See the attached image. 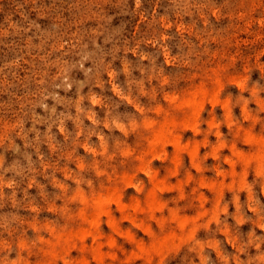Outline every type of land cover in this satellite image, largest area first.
Here are the masks:
<instances>
[{
  "label": "rangeland",
  "instance_id": "1",
  "mask_svg": "<svg viewBox=\"0 0 264 264\" xmlns=\"http://www.w3.org/2000/svg\"><path fill=\"white\" fill-rule=\"evenodd\" d=\"M261 138L264 0H0V264H264Z\"/></svg>",
  "mask_w": 264,
  "mask_h": 264
},
{
  "label": "bare ground",
  "instance_id": "2",
  "mask_svg": "<svg viewBox=\"0 0 264 264\" xmlns=\"http://www.w3.org/2000/svg\"><path fill=\"white\" fill-rule=\"evenodd\" d=\"M210 69H211V68H210ZM213 69H214V68H213ZM214 87H215V86H214ZM212 88H213V87H212ZM215 88H217V86H216ZM218 88H219V87H218ZM214 91H215V89H214L213 91H211V94H212V92H214ZM206 92H207V91H206ZM206 92H205V93H206ZM205 93H204V95H206ZM214 94H216V93L214 92ZM214 94H213V95H214ZM193 95H194V93H193ZM208 95H209V94H208ZM194 96H195V95H194ZM215 96H216V95H215ZM215 96H214V97H215ZM212 97H213V96H212ZM208 99H210V98H208ZM214 99H215V98H214ZM187 100H188V99H187ZM187 100H185V101H187ZM197 101L199 102V100H197ZM170 102H171V101H170ZM181 102H182V101H181ZM187 103H188V102H187ZM201 103H202V101H201ZM193 105H194V104H193ZM197 105H198V104H197ZM195 107H196V106H195ZM201 108H202V107H200L199 109H201ZM192 109H193V108H192ZM199 109H198V110H199ZM192 111H193V113H191V114H193V115L195 116V117H193L195 123L193 122V119H191V118H190V119H191L190 121H192L194 124H196V122H197V121H196V120H197V116H196V115H198V114H196V115L194 114V109H193ZM197 112H198V111H197ZM198 113H199V112H198ZM188 117H189V116H188ZM170 118H171V117H170ZM171 119H172V120H171V122H172V121H173V117H172ZM195 119H196V120H195ZM187 120L189 121V119H187ZM163 121L166 122L165 119H164ZM163 121H162V125H163ZM167 121H168V120H167ZM169 122H170V120L167 122V123H168V126H169ZM175 122H176V121H175ZM175 122L173 121V124H175ZM150 123L152 124V122H150ZM164 124H165V123H164ZM173 124H172V125H173ZM185 124H186V121H185ZM185 124H184V125H185ZM190 124H191V123H190ZM194 124H192V125H194ZM160 125H161V124H160ZM160 125L158 124V126H160ZM172 125H171V126H172ZM186 125H188V124H186ZM168 126H167V127H168ZM162 127H163V126H162ZM193 127H194V126H192V128H193ZM160 128H161V127H160ZM169 129H170V128H169ZM156 130H157V129H156ZM161 130H163V129H161ZM161 130H160V131H161ZM165 131H166V129H165ZM158 132H159V130H158ZM161 132L163 133V131H161ZM161 132H160V133H161ZM246 132H247V131H245V133H246ZM160 133H159V134H160ZM162 133H161V135H162L163 137H165L167 140H169V139H175V138H176V137L173 138V136H168V137H167L166 134H165L166 132L164 133L165 136H164ZM170 133H171V131H170ZM243 133H244V132H243ZM156 134H157V133H156ZM156 134L153 135L152 138L155 139V137H156V139H155L154 142H156V144H157L158 139L160 138V141H161L163 137H160V136L157 134L158 137H159V138H158V137L156 136ZM168 134H169V131H168ZM247 134H248V133H247ZM247 134H246V135H247ZM170 135H175V136H177L176 134H172V133H171ZM247 136H248V135H247ZM169 137H170V138H169ZM171 137H172V138H171ZM249 137H250V136H248L247 138H249ZM253 137H254V136H251V137L249 138V140L252 139ZM260 137H261V136H260ZM260 137H259V138H260ZM157 138H158V139H157ZM165 138H163L164 143H165V141H166ZM168 138H169V139H168ZM177 138H179V136H178ZM153 139H152V140H153ZM245 139H246V137H245ZM255 139L257 140V137H255ZM263 139H264V138L258 139V141L261 140V141L263 142V141H264ZM156 140H157V141H156ZM175 140H178V142H177V141L169 140V141H171V142H169V143H172V142L175 143V142H177L178 145H179V140H180V139H175ZM258 141H256V142H258ZM254 142H255V140H254ZM151 143H152V141H151ZM164 143H162L161 147L164 145ZM166 143H167V141H166ZM177 143H175V144L177 145ZM193 143L195 144V141H194ZM263 143H264V142H263ZM153 144H154V143H153ZM175 144H174V147L176 146ZM180 146H181V145H179L178 147H180ZM184 146H185V145H184ZM161 147H160V148H161ZM185 147H186V146H185ZM194 147H195V146H194ZM162 148H163V147H162ZM191 149L193 150V147H192ZM191 149H188V151L191 150ZM194 149H195V148H194ZM257 149H258V148H257ZM192 150H191V152H192ZM258 151H259V149H258ZM176 152H177V151H176ZM260 153H261V152H260ZM174 155H176V154H174ZM237 155H239V154H237ZM245 155H246V154H245ZM251 155H252V153H251ZM256 155H257V152H256ZM256 155H255V156H256ZM258 155H259V156H257L256 158H258L259 161H260V158H259V157H260V155L262 156V153L259 154V152H258ZM172 156H173V155H172ZM241 156H242V155H241ZM178 157H179V156H177V155H176V157H175V156L171 157V159H172V160L170 159L171 162L175 161V160H173V159H176V158H177L176 161H175L176 164H177V163L180 161V160H178ZM262 157L264 158V156H262ZM256 158H255V159H256ZM191 159H192V158H191ZM258 159H257V162H258ZM177 160H178V162H177ZM247 161H248V160H247ZM260 163H261V162H260ZM257 165H259V164H257ZM257 171H258V170H257ZM240 180H241V179H239V181H240ZM221 182H222V181H221ZM219 183H220V182H219ZM153 185H154V184H153ZM211 185H212V184H211ZM211 185H210V187H211ZM149 190L151 191L152 189L149 188ZM112 191H116V190H115V189H114V190L112 189ZM112 191H111V192H112ZM111 192H110L109 194H111ZM153 192H154V191H153ZM149 193H150V192H149ZM151 193H152V191H151ZM152 195H153V197H154V194H152ZM114 197H115V196H114ZM151 197H152V196H151ZM153 197H152V199H153ZM149 199H150V198H149ZM153 200H154V199H153ZM135 203H136V204H135ZM216 203H217V202H216ZM134 204H135V205H134ZM137 204H138L137 201H136V202H133V203L131 204L130 207H133V206H134V207H135V206L138 207ZM152 204H153V203H152ZM132 205H133V206H132ZM201 205H202V204H201ZM134 207H133V209H134ZM140 208H141V207H140ZM149 208H150V207H149ZM87 218H88V217H87ZM181 218H183V217H181ZM184 219L186 220V217H184ZM184 219H183V220H184ZM89 220H92V217H91V219H89ZM93 220H94V218H93ZM95 220H96V219H95ZM185 220H184V221H185ZM91 223H92V222H90V224H91ZM183 223H184V222H183ZM111 224H113V223H111ZM90 226H91V225H90ZM113 226H114V225H113ZM83 230H84V229H83ZM189 232H190V231H189ZM88 233H89V232H88ZM170 233H171V232H170ZM172 234H173V233H172ZM177 234H178V233H177ZM65 235H66V234H65ZM94 235H95V234H94ZM94 235H93V236H94ZM93 236H92V237H93ZM176 237H177V236H176ZM83 238H84V237H83ZM172 241H173V240H172ZM57 242H58V241H57ZM111 242H112V241H111ZM81 248H82V247H81ZM91 248H92V247H91ZM100 257H101V254H100ZM81 259H84V258H81ZM84 262H85V260H84Z\"/></svg>",
  "mask_w": 264,
  "mask_h": 264
}]
</instances>
